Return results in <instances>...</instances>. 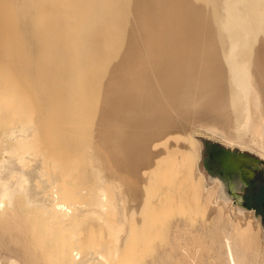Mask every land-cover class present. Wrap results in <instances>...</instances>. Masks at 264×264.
I'll return each instance as SVG.
<instances>
[{
    "label": "bare ground",
    "instance_id": "obj_1",
    "mask_svg": "<svg viewBox=\"0 0 264 264\" xmlns=\"http://www.w3.org/2000/svg\"><path fill=\"white\" fill-rule=\"evenodd\" d=\"M27 86L41 110L63 99L73 118L76 103L71 129L88 134H59V121L47 134L45 117L38 134ZM0 126V223L13 226L26 263L135 264L132 227H145L149 206L156 219L169 206L185 214L183 228L205 214L196 231L222 239L226 264H264V225L228 191L238 187L230 158L196 135L204 127L264 165V0H0ZM74 164L99 186L78 188ZM103 166L126 188L122 207L108 206ZM107 207L122 208L118 221ZM89 217L115 226L112 243L94 238Z\"/></svg>",
    "mask_w": 264,
    "mask_h": 264
},
{
    "label": "rangeland",
    "instance_id": "obj_2",
    "mask_svg": "<svg viewBox=\"0 0 264 264\" xmlns=\"http://www.w3.org/2000/svg\"><path fill=\"white\" fill-rule=\"evenodd\" d=\"M31 87V86H30ZM29 87V88H30ZM29 88H28V86H27V91H29ZM34 91H35V89H33ZM32 93H31V92ZM29 91V96H31L32 95V97H29L28 96V94H27V96L29 97V100H28V98H27V102L29 103H31V99L33 98V100L32 101H34V103H33V105H36V102L37 101H39L38 100V98L36 99V97H37V95L35 94V93H33L34 91H32V87H31V90ZM36 92V91H35ZM33 95H35L36 97H34ZM35 99V100H34ZM61 101V102H60ZM65 102V100H63V99H61V100H59V102L58 103H60L61 104V107H60V104H58V103H56L55 105H48V106H44V107H42V109L43 110H41V109H39L40 108V105H39V103L37 102V111L36 112H34V113H32V108H34V106L32 107V108H29L28 109V107H27V109L28 110H30V109H32L31 110V114L33 115L32 117H36V116H38V118L40 119V118H42V120L40 121V123H42V124H46V122L47 123H49L50 125L53 123V125L57 122L58 124H60V126H58L57 125V127H59V128H61L62 126V128H61V130H60V133H59V128H53L52 127V125L50 126V127H52L53 129H51L49 126L47 127V124H46V126L45 127H47L46 129H45V127H44V125H37L38 126V128L37 129H39V131L36 129V132L38 133V134H41V133H43V134H45L46 133V131H48L47 129L48 128H50V131H48L47 132V134H64L65 132H66V134H76V132H77V134H88V132H86V131H83V132H79L78 133V131H76V132H74L75 130H77L76 128H73V130L71 129V123H70V121L69 120H72V119H76L77 118V112H75L76 111V107H77V104H76V106H75V104H74V106H73V118H71L70 117V115H69V112H68V108L67 107H65L66 105L64 104V102ZM66 103V102H65ZM59 105V106H58ZM65 105V106H64ZM36 106H35V108H36ZM58 107V109L56 108V107ZM62 106L64 107L63 109H62ZM47 107V110H45V108ZM52 107V108H51ZM74 107H75V109H74ZM49 109V110H48ZM50 109L54 112V114H53V112L52 111H50ZM61 109H62V111H61ZM67 109V110H66ZM66 112H65V111ZM35 111V110H34ZM40 111V112H39ZM46 111V112H45ZM48 111H50V112H48ZM56 111V112H55ZM28 112V111H27ZM39 112V113H38ZM43 112V113H42ZM62 114H61V113ZM72 112V111H71ZM29 113V115H28V117L29 116H31V114H30V112H28ZM38 113V115H36V114ZM53 114L54 115V122L53 121H51L52 120V117H51V120L50 121H47L49 118V116L47 117V115L48 114ZM57 113V114H56ZM46 114V115H45ZM51 114V115H52ZM43 115V116H42ZM55 115H57V117H55ZM62 118H61V117ZM65 116V117H64ZM70 117V118H68V117ZM47 118L46 120H45V118ZM75 117V118H74ZM31 118V117H30ZM37 118V117H36ZM44 118V119H43ZM57 121H56V120ZM59 119H61V120H59ZM62 119H65L64 121L62 120ZM27 120H30L29 118L27 119ZM46 122H45V121ZM60 123H59V122ZM67 121H69V122H67ZM63 122L65 123V124H63ZM56 123V124H57ZM70 123V124H69ZM48 124V125H49ZM65 126V127H64ZM41 127H43L44 129H40ZM55 127V126H54ZM55 129H56V133L54 132L55 131ZM62 129L64 130L63 132H62ZM201 129V130H200ZM0 130H1V126H0ZM44 130V131H43ZM46 130V131H45ZM51 130L53 131V133H49V132H51ZM58 130V131H57ZM67 130V131H66ZM199 131H200V133L197 131L196 132V135H197V137L200 139L201 137V141L202 142H204V141H211V142H214V140H215V143H217V144H219V145H222L221 143H220V139H219V137L217 136V135H214V140H212V139H208V138H206V136H205V133L207 134V130L206 129H204V127L203 128H201V127H199ZM202 131V132H201ZM36 132H34L35 134H36ZM204 132V133H203ZM33 133V134H34ZM202 133V134H201ZM216 137V138H215ZM206 138V139H205ZM234 146V145H233ZM90 148H91V146H90ZM88 149V150H91L92 151V149L93 148H91V149ZM234 149L233 150H237V149H239L240 150V148H241V146L239 145L238 146V144H235V146L233 147ZM241 152H244V153H247L248 155H250V156H252V157H255V158H257V159H259L260 160V154L259 153H256V152H250V151H241ZM260 164V165H259ZM83 165L84 164H82V165H80L79 164V167L81 166V167H83ZM263 164L261 163V162H255V164H253V163H251V162H249V161H247L245 164H244V166H243V170H241L240 171V176L238 177V183H239V188H232V187H230L229 189H228V191L230 192V193H232L233 194V192H237V194H239L241 197H240V205L243 207V208H251V209H253L254 210V212L260 217V220L262 221V225H264V210L262 209V208H254V207H251V206H248L247 205V202H248V200H251V198L249 197L251 194H252V191L255 189V188H252V187H250V186H247V183H249L248 182V180H250L251 181V183H253V186H256L259 190H262V193H261V198H264V165L262 166ZM77 166V167H76ZM85 166V165H84ZM73 167V166H72ZM76 167V168H75ZM74 168L75 169H73V170H75L74 172L75 173H77V175L78 174H80V171H81V169H78V165H75L74 164ZM106 166H103V168H101V170H102V174L103 175H107V178H109V180H107L106 181V183L104 182V188L107 190V193H108V197H109V204H108V206H109V208L110 207H114V206H112V205H115V207H116V205H118L117 203H119L120 204V200L116 197V196H118L119 197V195H117V194H121V193H118L119 191H120V187H121V191H122V189L124 188V190L123 191H125L126 190V188L122 185L123 184V182L122 181H119V182H121L120 184H119V182L118 181H116V180H119V179H117V178H115L114 180V183L112 184V182H110L113 178L110 176L111 175V173H110V171H109V169L108 168H106L107 169V171H106ZM103 169H105V170H103ZM76 170H80V171H77L76 172ZM83 170H85L86 172V175L84 174L83 175ZM83 170H82V172H81V176L79 175V176H77V178H76V181H77V183L76 184H78V188H81L82 186V189L84 188V189H86L87 190V188H91V187H95V188H97V186H99V185H97V186H95L96 184H97V182H99L98 181V179L96 180V182L94 181V179L93 178H95L94 176V174H92V173H94V172H92V171H89V169H86V166L83 168ZM106 171V172H105ZM91 172V173H90ZM88 173V174H87ZM92 175V176H90V175ZM83 175V176H82ZM94 175V176H93ZM86 176H88L89 178L91 177V179L89 180V178L87 177L86 178ZM110 176V177H109ZM81 179V181L79 182V183H81V182H83V184L84 185H82L81 184V186L79 185V183H78V181L80 180L79 178ZM85 177V178H84ZM83 178V179H82ZM112 178V179H111ZM78 179V180H77ZM85 179H87V180H89V182H87V181H85ZM96 179V178H95ZM147 179V178H146ZM84 180V181H83ZM94 181V184L92 183L93 181ZM87 183L89 184V186L87 185ZM96 183V184H95ZM90 184H91V186H90ZM115 184V185H114ZM118 184V185H117ZM88 187H87V186ZM122 186H123V188H122ZM243 186V187H242ZM87 187V188H86ZM95 188H93V189H88V191H86V192H89V190H92V192L94 191V189ZM118 188H119V191H118ZM235 189V190H234ZM151 190H152V188H151ZM122 191V192H123ZM92 192H89L90 193V195L91 194H93ZM151 192V191H150ZM153 192V191H152ZM152 192L150 193V194H152ZM84 195H86V194H84ZM89 195V194H88ZM153 196V195H152ZM83 197V196H82ZM89 197V196H88ZM91 197V196H90ZM149 197L150 198H152L151 197V195H149ZM84 198H85V196H84ZM116 198L119 200V201H117L116 200ZM119 198H121V197H119ZM79 199H81V197L79 198ZM92 199H93V197H92ZM111 199V200H110ZM235 199V198H234ZM85 201V199H83L82 198V200L81 201ZM88 199L86 198V201H87ZM83 201V202H84ZM111 201V202H110ZM117 203H116V202ZM92 202V201H91ZM115 202V203H114ZM87 203L88 204H90V201L88 202L87 201ZM108 203V202H107ZM113 203V204H112ZM122 203V202H121ZM112 204V205H111ZM124 204V203H123ZM121 205V204H120ZM120 207V206H119ZM119 207L117 208V211H115V209L116 208H114V210L113 211H115V214H113L114 212L112 211V209L113 208H111V210H108L109 208L107 207V210H105L106 211V213H108V215L107 216H110V214L112 215V220H114V219H117L118 217L120 218V215H122L121 214V212H120V210L122 211V208H120L119 209ZM121 207H122V205H121ZM152 208H154V207H152V206H149V208L147 209V211H146V213H145V216L146 217H144V219H145V223L143 222V216H142V218H141V221H142V223L144 224V226L145 227H142L143 225L141 224V222L140 223H138V225H140V226H138L137 225V223H135L136 221L134 220V219H132L131 218V220L132 221H134V223H135V225H134V227H132L133 228V232H135V230L137 231L136 232V234L135 233H133V234H135V236H132L131 235V238L132 239H134V237L136 238V240L137 241H135V243H133V244H135L134 246L135 247H137V252H136V250H135V252H136V254H135V257L134 256H132V255H134V254H129V253H127V254H129L130 255V257L132 256L133 258H137V257H139V255L141 256L140 257V259L139 258H137V260L139 259V261H137V262H135V264H226L225 263V257H224V255L223 254H219V251H223L224 250V247H223V242H222V239H220V240H218V241H216V242H214V243H212L211 242V235H215L216 233H214V231H212L213 233H211L210 232V230L206 227V229H204V230H201L200 232L199 231H196V229H198V228H202V219H203V216H205V214L204 213H202V212H200V211H197L196 213H195V217H196V221H195V223L192 225V224H189V223H187L186 225H184V228H183V224H182V222L180 221V220H182V217H183V215H185L182 211L180 212L179 210H176L178 207H169V206H166V207H164L162 210H161V212L159 213V216H160V218L158 219H156V216H157V214H155L156 212L154 211V209H152ZM181 210H183V209H181ZM150 211V212H149ZM117 212V213H116ZM152 212V213H151ZM153 212H155V213H153ZM119 213V214H118ZM147 214H148V216H147ZM151 214V218H152V216L154 215L155 217H154V219L152 220L151 218H150V215ZM179 214L180 215H182V216H179ZM106 215H105V217H106ZM117 215V216H116ZM111 217V216H110ZM117 217V218H116ZM90 218H92V217H89V221H91L92 219H94V218H92L91 220H90ZM108 218V217H107ZM87 219V218H86ZM151 219V221H149ZM88 220V219H87ZM110 220V218H108V221ZM112 220H110L109 222H113ZM119 219H117V221H118ZM131 220L129 219V221H130V223L129 224H131L132 222H131ZM89 221H88V223H86L87 224V230L85 229V231L83 232V229H82V233H83V235H87L88 234V228H90V226L92 225L91 223H93V226L92 227H94V229H92L93 230V236H94V238L95 239H97V238H100V239H102V237H103V239H106V240H108V242H109V239H110V241H111V239H112V237L111 236H108L109 234L111 235V233L114 231V227L112 228V230L111 229H108V226L109 225H107V228H106V226L103 224L104 222L102 221V225H101V222L99 223L98 221H97V225H99V226H97V225H94V224H96V222H95V219L93 220V221H91V223H89ZM116 221V222H117ZM129 221H127V222H129ZM147 221V222H146ZM178 221H180L181 222V224L182 225H177V223H178ZM95 222V223H94ZM116 222H114V223H116ZM149 222V223H148ZM134 223H132V224H134ZM88 224H90L89 225V227H88ZM131 224V225H132ZM151 224V225H150ZM85 225V224H84ZM138 226V230L136 229L137 228V226ZM117 226V225H116ZM136 226V227H135ZM12 227L13 226H11L10 227V229H9V225H8V222H5V223H0V260H1V262H3L2 264H7L6 262H7V260H8V258H10V257H18V258H20V259H18L19 261H20V264H47V261H42V262H33V261H29V260H27V263H26V251H24L23 249H22V245L20 244V242L19 241H17V239H14L12 236H11V229H12ZM86 227V226H85ZM91 227V228H92ZM96 227V228H95ZM105 227V228H104ZM119 227V226H118ZM146 228V229H142V228ZM181 228L180 230H179V232L178 233H180L181 235L180 236H176L175 235V233H176V228ZM90 228V229H91ZM97 228H99V230H97ZM117 228V227H116ZM134 228H135V230H134ZM62 229V228H61ZM90 229H89V231H90ZM104 229H107V231H108V233H107V231H106V234H104L105 233V231H104ZM121 228H119V230H120ZM142 229V230H141ZM58 230V229H57ZM91 230V231H92ZM101 230V231H100ZM117 230H118V228H117ZM116 229H115V231H117ZM118 230V231H119ZM191 230H195V232H191ZM95 231H99V232H96V233H99V234H96L95 233ZM104 231V232H103ZM110 231V232H109ZM112 231V232H111ZM146 231V232H145ZM62 232H63V234L61 233V237H64V232H65V230H62ZM86 232V233H85ZM102 232H103V234H102ZM114 233V235H115V232H113ZM117 233V232H116ZM95 234H96V236H95ZM102 234V235H101ZM63 235V236H62ZM92 232H91V234H90V232H89V237H88V239H86L88 242H90V237L91 238H93L92 236ZM106 235V237L107 238H105L104 236ZM263 235H264V233H263ZM263 235H261V234H259L258 235V239L259 240H262V238L264 239V236ZM97 236H99V237H97ZM101 236V237H100ZM87 237V236H86ZM97 237V238H96ZM93 238V239H94ZM93 239H92V242H91V244L93 245L94 243V247L95 246H97V247H99V245L100 244H102V241L99 239V242H100V244L99 245H96L97 243H99V242H95V241H93ZM94 239V240H95ZM114 239V238H113ZM131 239V240H132ZM106 240H105V243H106ZM113 241V240H112ZM112 241L110 242V243H112ZM130 242H133V240L132 241H129V243ZM103 243H104V240H103ZM128 243V244H129ZM107 245H109L108 243H106ZM132 244V245H133ZM102 245H104V244H102ZM101 245V246H102ZM124 245H127V244H124ZM131 245V244H130ZM130 245H129V247H130ZM100 246V247H101ZM103 247V246H102ZM104 247H108V246H106V245H104ZM124 247H126V246H124ZM124 247H122V249L124 248ZM133 247V246H132ZM132 247L130 248V250L132 249ZM134 247V248H135ZM138 247H139V249H140V252L138 253V251H139V249H138ZM126 248H128V247H126ZM126 248H124L125 249V251L127 250ZM134 248H133V253H135L134 252ZM123 249V250H124ZM129 250V249H128ZM123 252V251H122ZM127 252V251H126ZM125 252V253H126ZM131 253V252H130ZM138 253V254H137ZM123 255H124V253H122ZM121 254V255H122ZM122 255V256H123ZM128 255V256H129ZM136 255H138L137 257H136ZM122 256H120V258L118 259L119 260V262H122V260L123 261H127V259H125V257L123 258ZM127 256V255H126ZM129 257V258H130ZM125 259V260H124ZM130 259H132V258H130ZM130 259H128V261L130 260ZM195 259V260H194ZM117 260V261H118ZM130 261H132V263L135 261V259H133V260H130ZM129 261V262H130ZM56 263V262H55ZM55 263H53V264H55ZM131 263V264H132ZM48 264H52V263H48ZM60 264V263H59ZM255 264H262V263H255Z\"/></svg>",
    "mask_w": 264,
    "mask_h": 264
},
{
    "label": "water",
    "instance_id": "obj_3",
    "mask_svg": "<svg viewBox=\"0 0 264 264\" xmlns=\"http://www.w3.org/2000/svg\"><path fill=\"white\" fill-rule=\"evenodd\" d=\"M204 144L206 147L211 146L219 150L220 153L223 154V157H225V159L228 160L230 158L232 167L234 169L233 171L237 173L238 175L237 177L240 176V171L243 170V166L247 161L253 164H255V162L260 161L259 159L248 155L247 153L240 152L239 150L228 149L223 147L222 145H219L211 141H204ZM263 206H264V202H263Z\"/></svg>",
    "mask_w": 264,
    "mask_h": 264
},
{
    "label": "flooded vegetation",
    "instance_id": "obj_4",
    "mask_svg": "<svg viewBox=\"0 0 264 264\" xmlns=\"http://www.w3.org/2000/svg\"><path fill=\"white\" fill-rule=\"evenodd\" d=\"M248 182L249 183H247V186H250L255 189L252 191V194L249 196L251 200H248L247 205L254 208H262L264 210V206H263L264 198H261L262 190H259L256 186H253V183H251L250 180H248ZM237 186H238L237 188H239V183L237 184ZM231 195L233 196V198L235 199L238 198V200L240 201L241 196L237 194V192H233V194L231 193Z\"/></svg>",
    "mask_w": 264,
    "mask_h": 264
}]
</instances>
